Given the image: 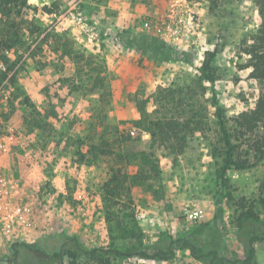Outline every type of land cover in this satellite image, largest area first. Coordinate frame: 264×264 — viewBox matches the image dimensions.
Returning <instances> with one entry per match:
<instances>
[{"label": "rangeland", "instance_id": "374dc122", "mask_svg": "<svg viewBox=\"0 0 264 264\" xmlns=\"http://www.w3.org/2000/svg\"><path fill=\"white\" fill-rule=\"evenodd\" d=\"M29 2L38 10L25 8L17 19L30 20L34 31L23 28L24 43L0 51V75L6 74L0 132L14 134L0 154V177L9 189L0 203V251L12 256L16 240L37 245L68 234L99 251L66 255L55 264H205L176 240L216 213L222 112L243 158L250 154L258 162L231 169L224 189V251L242 257L241 237H249L252 226L251 218L240 221L245 209L239 200L255 201L264 222L258 201L264 156L254 158L249 136L235 121L256 105L263 89L250 68L238 67L247 58L238 56L240 46L260 24L254 0ZM44 5L55 11L43 13ZM212 52L210 81L202 69ZM164 115L191 122L181 132L187 143L176 159L177 148L134 134L140 119ZM128 133L131 139L120 146ZM263 137L264 124L257 134ZM142 150L157 172L142 164ZM192 208L203 210L201 220L188 218ZM6 220L13 223L10 230ZM169 245L175 256L166 261L110 251ZM255 246L264 264V241Z\"/></svg>", "mask_w": 264, "mask_h": 264}, {"label": "trees", "instance_id": "16d2710c", "mask_svg": "<svg viewBox=\"0 0 264 264\" xmlns=\"http://www.w3.org/2000/svg\"><path fill=\"white\" fill-rule=\"evenodd\" d=\"M254 2L258 8L260 24L255 32L250 35L249 39L240 46L241 52H239L238 56L242 58L243 55H246L247 58L244 62H240L238 67L241 69L250 68L251 77L263 89L256 105L252 109L241 112L235 121L240 127V133L243 136H249V147L256 150L254 158L259 159V157L264 156V137L261 139L257 138L258 129L264 124V0H254ZM25 8H30L33 11L38 10V7H33L29 0H0V51L8 52L22 45L24 43L23 28L34 31L30 20L17 19ZM41 11L51 14L55 10L49 5H44ZM215 53L209 54L204 61L202 69L205 78L210 81L213 80V76L209 71L211 70L212 59ZM4 59L7 61L6 56H4ZM2 74L0 75V83H2L6 75ZM143 115L146 116L145 112H142ZM218 119L223 136L224 152L217 169L219 187L214 198L216 213L212 220L201 222L192 229L191 234L177 239L176 242L178 243V247L189 250L195 259L205 264H259L255 244L264 241V222L255 210L257 207L256 202L248 203L245 197H242L238 202L245 209L239 219L240 221H244L245 219L248 221L251 218V221L248 222L252 226V230L249 237H241L245 249L244 255L240 258L232 259L224 251V231L221 229L220 223L223 220L224 189L228 181V172L231 169H248L258 162L252 161L251 156H249L250 154L243 158L244 153H241L240 146L234 144L231 140V135L228 132L222 112L218 113ZM139 121H141L139 128L142 130L140 131V129L136 128L134 134L137 133L140 140L146 143L151 140V145L157 143L174 151L177 148L173 159H176L183 152L187 141L186 136L181 135V132L191 125L189 120L182 122L177 117L164 115L158 118L144 117V119H140ZM128 139H131L129 133L122 136L119 140L120 146ZM139 156L143 165L153 172L158 171V165H154L155 162L145 150H142ZM143 174L145 175V172ZM259 187L261 194L258 201L264 207V179L260 182ZM11 247L12 256H7L0 251V261L4 260L7 264H55L62 261L66 255L76 259L84 254L91 257L95 256L99 251L98 248L86 247L78 236L68 234L43 238L37 245L29 244L23 240H16L12 243ZM110 251L120 257L140 256L145 259L158 261L170 260L175 256V250L172 248V245H169L167 248L156 246L153 250L112 248Z\"/></svg>", "mask_w": 264, "mask_h": 264}, {"label": "built area", "instance_id": "2783aa9c", "mask_svg": "<svg viewBox=\"0 0 264 264\" xmlns=\"http://www.w3.org/2000/svg\"><path fill=\"white\" fill-rule=\"evenodd\" d=\"M145 26H149V22L145 23ZM91 40V38H90ZM14 139V134L11 131L0 132V154L6 152L8 150L9 143ZM9 193V189L7 186V182L4 178L0 177V203H4L7 200V195ZM187 216L191 221L201 220L204 216V212L199 208H192L187 211ZM13 223L9 220L4 222L5 228L8 230L11 229Z\"/></svg>", "mask_w": 264, "mask_h": 264}]
</instances>
